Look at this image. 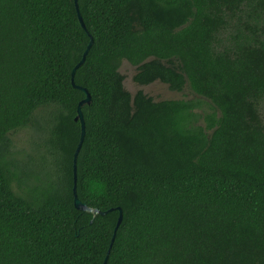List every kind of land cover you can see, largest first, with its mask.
Instances as JSON below:
<instances>
[{
    "label": "trees",
    "instance_id": "1",
    "mask_svg": "<svg viewBox=\"0 0 264 264\" xmlns=\"http://www.w3.org/2000/svg\"><path fill=\"white\" fill-rule=\"evenodd\" d=\"M77 4L0 0V264H264V0Z\"/></svg>",
    "mask_w": 264,
    "mask_h": 264
},
{
    "label": "rangeland",
    "instance_id": "2",
    "mask_svg": "<svg viewBox=\"0 0 264 264\" xmlns=\"http://www.w3.org/2000/svg\"><path fill=\"white\" fill-rule=\"evenodd\" d=\"M119 71L124 75V86L125 88L134 93L138 89H141L147 95L153 97L155 100L161 99H193L198 96L192 92L188 87H185L182 91L171 90L166 84L160 81H154L147 85L136 84L132 77L135 72L134 66H132L127 60H123L120 64ZM262 115L264 117V104L262 107ZM22 136V133L14 135L15 140L18 141ZM22 158V156H20Z\"/></svg>",
    "mask_w": 264,
    "mask_h": 264
},
{
    "label": "water",
    "instance_id": "3",
    "mask_svg": "<svg viewBox=\"0 0 264 264\" xmlns=\"http://www.w3.org/2000/svg\"><path fill=\"white\" fill-rule=\"evenodd\" d=\"M74 4H75L76 10H77L79 22H80L81 26L85 28V24L83 22V19H82L80 13H79L77 0H74ZM91 44H92V38H90V41H89L87 47L85 48V50H84V52L82 54L81 59L73 67L72 72H71L72 84L75 87L81 89L85 93V97L79 102L78 107H77V111H78L77 119H79L80 120V123H81V133H80V139H79L78 145H77V147L75 149V152H74V164H73V166H74V174H75L76 157H77V154H78L79 149L81 147V144H82V141H83V138H84V133H85V125H84L83 115H82V112H81V106L84 105V104H86V103H89L90 102V95H89V93H88V91H87L86 88L74 84V82H73V76H74V73H75L76 69L83 63V61L85 59V56H86L89 48L91 47ZM73 194H74V198H73L74 206L77 209H80L82 211H87V212L92 213L93 217L95 215H97V214H101V215L106 214L110 210V209H108V210L101 211L100 209H98L96 207H90V206H88L86 203H84V202H82V201L79 200V198L77 197V194H76L75 189H74V193ZM118 209H119V216H118L117 222H116L115 227H114V230H113V235H112V238H111L110 245L108 247L107 253H106L105 257H104V260H103V263L102 264H106V262H107L108 254H109L110 248L112 246V243L114 241V237H115L116 230H117V228H118V226H119V224H120V222L122 220V210L119 207H118Z\"/></svg>",
    "mask_w": 264,
    "mask_h": 264
}]
</instances>
